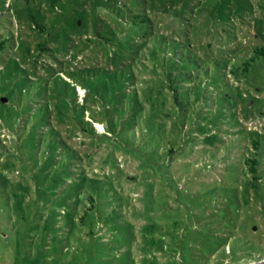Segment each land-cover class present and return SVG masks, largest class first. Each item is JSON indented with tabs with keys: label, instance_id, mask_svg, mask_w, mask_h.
I'll return each instance as SVG.
<instances>
[{
	"label": "rangeland",
	"instance_id": "obj_1",
	"mask_svg": "<svg viewBox=\"0 0 264 264\" xmlns=\"http://www.w3.org/2000/svg\"><path fill=\"white\" fill-rule=\"evenodd\" d=\"M134 13L147 15L151 34L166 38L164 52L174 51V40L181 42L185 51L199 57L210 74L221 73L228 61L225 72L234 86V96L229 98L224 89L209 91L211 109L215 114L225 97L232 102L226 108L228 119H238L242 129L264 135V58L255 61L248 71L239 74L237 70L238 77L229 74L263 44L264 0H0V34L10 32L14 40L0 51V103L7 101V95L20 105L16 111L9 109L13 118L26 110L28 101L36 107L32 112L41 113L45 102L52 99V83L59 87V95L61 89L64 92L65 80L76 87L77 100L87 92V105L91 112L99 113L95 97H101L104 83L97 69H119L134 58L139 65L133 67L135 83L127 88L115 85L114 89L124 94L125 102L132 94L137 95L149 109L150 103L142 95L147 83L154 84L156 78L150 69L152 61L146 57L152 43L142 30L135 31L131 26L129 15ZM37 25L44 26V31L38 33ZM41 40L47 41L51 49L42 52L37 45ZM137 50L140 60L135 58ZM122 58L124 61L118 62ZM163 68L161 76L165 81L168 70ZM177 84L174 80L173 88ZM68 89V98L74 100L73 90ZM222 108L216 116H223ZM54 113L50 114V126L77 152L83 161L79 165H84L88 174H114L113 165L117 163L123 173L119 183L124 203L118 214L110 211L113 202L106 209L98 207L99 215L89 214L81 222L84 203L69 205L60 192L52 197L46 194L49 184L39 185L43 172L32 161L27 168L16 161L12 162L16 167H5L10 161L6 151L15 136L0 122V140L5 150L0 155V171L13 182L29 183L30 194L23 192L24 202L32 208L30 217H34L31 222L17 221L16 213H10L12 218L6 219L0 234V264L264 261V194H248L241 175L227 173L224 163L212 153H206L207 159L203 157L201 149L212 147L203 143L202 135L192 134L196 149L174 158L162 178L153 163L141 162L133 151L83 133L71 120H59ZM85 115L89 120L88 112ZM162 120L167 134L169 119ZM94 126L104 129L99 122ZM221 129L226 139L237 133L227 130L231 128L225 124ZM208 159L212 166L205 164ZM133 175L141 178L134 182L130 180ZM73 207L78 214H71ZM7 211L2 210V216ZM27 230L32 239L26 238Z\"/></svg>",
	"mask_w": 264,
	"mask_h": 264
},
{
	"label": "trees",
	"instance_id": "obj_2",
	"mask_svg": "<svg viewBox=\"0 0 264 264\" xmlns=\"http://www.w3.org/2000/svg\"><path fill=\"white\" fill-rule=\"evenodd\" d=\"M129 16L133 29L135 31L142 30V35L149 38L152 43L147 50L146 57L152 61L150 69L156 78H154L153 86L147 83L142 95L144 100L150 103V108L146 109L141 99L134 94L131 95L129 101L125 102L122 100L124 94L121 95L114 89L115 85L127 88V85L135 83L133 67L139 68V65L134 58L133 62L119 69H97L100 72L99 75H102L101 80L104 83L101 97H95L96 103L100 106L99 113L91 112V107L87 105L86 101L87 92L81 100H77L76 87L68 85L65 80V94L61 89V94L56 95V89L59 87L52 83V99L45 102L41 113L32 112L36 107L33 102L28 101V104H25L26 110L13 118L9 114V109L15 110L19 104L13 100V97L6 95L7 101L0 103V122L15 138L10 140L6 151L10 161L8 160L5 167L9 169L16 167L17 165L12 163L16 161L18 165L27 168L32 161L43 172L41 177L43 181H40L39 185L49 184L45 189L46 194L52 197L60 192L62 193L60 197L65 199L67 204L70 202L72 204L84 203L83 214L79 216L81 222L85 221L89 214L96 215L98 207L106 209L108 204L113 202L115 204L110 211L118 214L125 198L119 183L123 174L121 169L115 163L113 165L116 170L114 174L108 173L100 176L88 174L85 166L79 165L83 161L77 152L67 145L54 127L50 126V114L54 111L53 115L57 119L71 120L72 124L83 133L98 137L113 147L133 151L141 162L145 160L153 163L155 170L159 171L162 178L166 176L174 158H178L180 153L183 156L189 149H196L194 142L196 139L192 137V134L196 132L203 136L202 140L205 145L212 147L201 149L205 154L202 155L203 157L207 159L206 153H212L218 158V162L224 163L223 169L227 173H238L239 177L241 175L240 179L244 190L248 194H264V167L262 166L264 165V135L242 129L238 119H228L226 108L230 107L232 102L230 103L229 99H225V97L223 98L225 103L221 105L223 116H216L221 108L220 104L216 108L215 114L211 109L213 100L212 95L208 94L209 91L221 92L224 89L229 98L234 96L232 90L234 86L229 82L225 72L228 68V61L224 64L221 73L210 74L204 68L199 57L192 51H185L181 42L174 40L177 43L174 46V51L164 52L163 40L166 38L158 34H151V31L148 30L150 26L146 25L149 22L147 15L134 13ZM35 27L38 29V33L45 29L44 26L37 25ZM259 38L262 37L259 36ZM13 41L12 33L0 34V51L9 44H13ZM46 43L47 41L44 40L37 43L42 52L51 49ZM44 45L45 47H42ZM137 49L140 50L139 47ZM138 50L135 58L140 60ZM38 56H35L36 60H38ZM261 58H264V40L262 45L253 49L252 56L243 61L240 67L230 71L229 74L238 77L237 70H239V74L248 71L252 64ZM123 59L118 62H123ZM142 66L145 67L144 63ZM163 67L168 70L165 81L161 76ZM40 80L43 81V79ZM174 80L178 83L175 88L172 86ZM48 82L47 79L46 83ZM68 87L75 94L74 100L68 98L70 92ZM50 105L53 106L51 111H49ZM85 112H88L89 120L86 119ZM205 117L209 119L206 120ZM162 119H169L170 130L167 131V134L166 124ZM96 122L103 124L104 129L100 130L95 127L94 123ZM223 124L231 128L227 130H236L234 138H223L221 134ZM3 150L4 146L0 140V155H3L1 152ZM108 162L113 163L110 159ZM205 164L212 166L213 163L208 159ZM142 174L144 173L142 172ZM139 178H141L139 175H133L130 180L137 182ZM49 188L52 189V192H48ZM30 190L29 183L13 182L3 171H0V234L3 233L2 228L6 225V219L12 218L11 212L12 214L16 213L17 221L31 222L34 220V217L29 215L32 208L24 202L26 197L23 192L30 194ZM73 209L71 214H78L76 207ZM2 210H8L6 215L9 218H6V215L2 216ZM27 214L29 216L25 217ZM27 233L26 238L32 239L28 230ZM89 234H92V231Z\"/></svg>",
	"mask_w": 264,
	"mask_h": 264
},
{
	"label": "water",
	"instance_id": "obj_3",
	"mask_svg": "<svg viewBox=\"0 0 264 264\" xmlns=\"http://www.w3.org/2000/svg\"><path fill=\"white\" fill-rule=\"evenodd\" d=\"M257 264H264V261H263V262H259V263H257Z\"/></svg>",
	"mask_w": 264,
	"mask_h": 264
}]
</instances>
